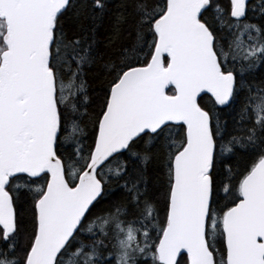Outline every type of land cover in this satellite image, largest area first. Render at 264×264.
<instances>
[{"label":"snow or ice","instance_id":"6c2138e0","mask_svg":"<svg viewBox=\"0 0 264 264\" xmlns=\"http://www.w3.org/2000/svg\"><path fill=\"white\" fill-rule=\"evenodd\" d=\"M0 264H264V0H0Z\"/></svg>","mask_w":264,"mask_h":264}]
</instances>
